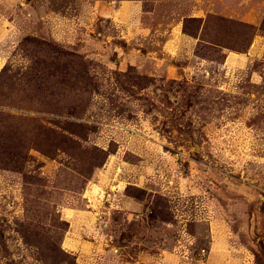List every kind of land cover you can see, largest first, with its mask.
Here are the masks:
<instances>
[{
  "label": "rangeland",
  "instance_id": "obj_1",
  "mask_svg": "<svg viewBox=\"0 0 264 264\" xmlns=\"http://www.w3.org/2000/svg\"><path fill=\"white\" fill-rule=\"evenodd\" d=\"M0 264H264V0H0Z\"/></svg>",
  "mask_w": 264,
  "mask_h": 264
},
{
  "label": "crops",
  "instance_id": "obj_2",
  "mask_svg": "<svg viewBox=\"0 0 264 264\" xmlns=\"http://www.w3.org/2000/svg\"><path fill=\"white\" fill-rule=\"evenodd\" d=\"M229 61V63H231V64H235V63H237V62H240L239 61V59H237L236 57H233V56H228L227 57V62ZM78 248H80L81 249V247L80 246H77Z\"/></svg>",
  "mask_w": 264,
  "mask_h": 264
},
{
  "label": "bare ground",
  "instance_id": "obj_3",
  "mask_svg": "<svg viewBox=\"0 0 264 264\" xmlns=\"http://www.w3.org/2000/svg\"><path fill=\"white\" fill-rule=\"evenodd\" d=\"M99 186V185H98ZM100 190V189H99ZM73 218V217H72ZM66 243V242H65ZM68 244V243H67ZM72 244V243H71ZM67 248V247H66ZM71 249V248H70Z\"/></svg>",
  "mask_w": 264,
  "mask_h": 264
}]
</instances>
